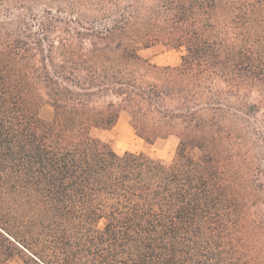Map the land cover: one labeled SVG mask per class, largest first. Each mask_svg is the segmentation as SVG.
Listing matches in <instances>:
<instances>
[{
    "label": "trees",
    "instance_id": "obj_1",
    "mask_svg": "<svg viewBox=\"0 0 264 264\" xmlns=\"http://www.w3.org/2000/svg\"><path fill=\"white\" fill-rule=\"evenodd\" d=\"M0 264H264V0H0Z\"/></svg>",
    "mask_w": 264,
    "mask_h": 264
},
{
    "label": "rangeland",
    "instance_id": "obj_2",
    "mask_svg": "<svg viewBox=\"0 0 264 264\" xmlns=\"http://www.w3.org/2000/svg\"><path fill=\"white\" fill-rule=\"evenodd\" d=\"M185 54L186 50L184 48L171 49L161 44L143 51V56L148 58L152 63L159 66L172 67L180 65ZM42 116L46 119L51 118L52 109L45 107L42 111ZM129 120V115L123 113L113 129L95 130L93 133L96 137L109 143L119 154L126 152L146 153L155 159L165 162H171L176 157L177 148L180 143L177 137H171L168 141L149 144L135 134V131L129 124Z\"/></svg>",
    "mask_w": 264,
    "mask_h": 264
},
{
    "label": "crops",
    "instance_id": "obj_3",
    "mask_svg": "<svg viewBox=\"0 0 264 264\" xmlns=\"http://www.w3.org/2000/svg\"><path fill=\"white\" fill-rule=\"evenodd\" d=\"M166 141H168V140H166Z\"/></svg>",
    "mask_w": 264,
    "mask_h": 264
}]
</instances>
